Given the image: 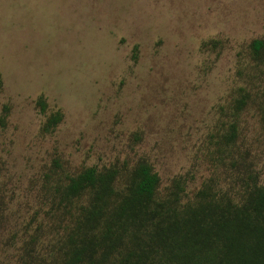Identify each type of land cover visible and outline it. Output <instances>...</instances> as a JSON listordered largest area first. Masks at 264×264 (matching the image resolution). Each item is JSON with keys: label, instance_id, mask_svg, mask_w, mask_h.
I'll return each mask as SVG.
<instances>
[{"label": "rangeland", "instance_id": "rangeland-1", "mask_svg": "<svg viewBox=\"0 0 264 264\" xmlns=\"http://www.w3.org/2000/svg\"><path fill=\"white\" fill-rule=\"evenodd\" d=\"M256 39L264 0H0V264H48L67 223L55 188L88 167L146 159L161 188L181 176L190 196L210 178L226 185L235 170L216 141L238 89H264ZM238 121L264 185L257 104Z\"/></svg>", "mask_w": 264, "mask_h": 264}, {"label": "trees", "instance_id": "trees-1", "mask_svg": "<svg viewBox=\"0 0 264 264\" xmlns=\"http://www.w3.org/2000/svg\"><path fill=\"white\" fill-rule=\"evenodd\" d=\"M248 56L253 70H264V40L252 41ZM251 103L264 125V89L241 87L217 137V163L232 159L235 170L226 185L210 178L190 196L178 176L161 188L146 159L130 170L88 167L59 182L56 208L67 223L48 264H264V185L239 144L238 118ZM37 104L46 113L43 96ZM62 116L50 115L44 129Z\"/></svg>", "mask_w": 264, "mask_h": 264}]
</instances>
